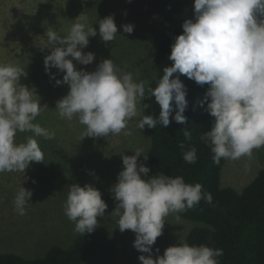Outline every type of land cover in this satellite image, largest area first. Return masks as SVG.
I'll return each mask as SVG.
<instances>
[{"label": "clouds", "instance_id": "9594fccd", "mask_svg": "<svg viewBox=\"0 0 264 264\" xmlns=\"http://www.w3.org/2000/svg\"><path fill=\"white\" fill-rule=\"evenodd\" d=\"M193 8L194 18L184 21L182 34L175 37L171 46L168 59L173 63L163 68L155 88L147 86L146 81L135 80L131 72L122 71L111 59L102 60L92 72L77 70L73 60L82 65L95 60L94 53L82 50L97 30L84 23L82 15L74 20L67 35L48 30L46 48L51 51L44 59L45 71L57 86H69L67 95L56 102L59 117L68 121L76 118L84 125L81 139L118 135L127 128L129 120L138 116L141 118L137 127L141 130L155 128L158 122L167 128L170 116L185 124L188 101L186 86L180 79L183 75L200 86H209L202 106L207 102L205 111L214 120L201 139L209 143L213 163L250 157L254 149L264 147V0H194ZM98 25L100 38L112 42L118 32L114 17L100 19ZM122 28L131 34L134 25L125 24ZM52 68L64 73L62 80L56 79ZM26 75L14 64H0V173H24L30 162L44 161L37 140L28 137L26 142L17 143L18 132L30 131L46 139L55 136L33 123L47 105L41 106L40 99H36L39 96L35 88L21 84V77ZM149 97H154L159 105L158 118L143 115L149 105H140ZM183 135L192 140L191 131L183 130ZM179 147L184 149L185 144ZM143 152L138 148L134 155L122 154L123 170L110 188L117 202L111 213L118 217L117 228L121 232L133 231L134 248L148 253L138 257L141 264H219L216 257L223 255L222 249L190 245L183 240L166 248L163 256L152 258V246L162 235L165 218L192 208L202 199L211 204L212 196L202 191L200 183H186L182 176L161 172L144 179L150 169L138 162L141 155L148 159ZM183 159L196 163L197 149L185 151ZM31 196L32 191L19 188L13 201L18 215L26 214ZM107 207L94 186L68 187L64 212L74 223L76 233H92L98 226L97 218L104 217Z\"/></svg>", "mask_w": 264, "mask_h": 264}, {"label": "rangeland", "instance_id": "374dc122", "mask_svg": "<svg viewBox=\"0 0 264 264\" xmlns=\"http://www.w3.org/2000/svg\"><path fill=\"white\" fill-rule=\"evenodd\" d=\"M193 5L194 0H0V64L11 63L27 73L26 77H21V84L35 88L39 96L36 99H40L41 106L47 105L33 123L55 133L52 139L30 131L17 133V143L26 142L28 137L37 140L44 161L30 162L24 173H0V251L35 257L43 255L53 244L70 246L80 234L74 231V223L64 212L68 187L90 184L101 192L108 207L104 217L97 218L95 230L87 234L93 237L97 247L83 264H141L138 257L148 253L134 248L133 231L121 232L117 228L118 217L111 215L117 202L110 188L123 170L122 154L131 156L142 148L145 155L148 131L146 127L143 130L137 127L141 118L138 116L129 120L127 128L118 135L81 139L85 126L76 118L61 119L55 109L56 102L67 95L69 86H57L55 79H50L45 71L44 59L51 51L46 48L45 33L55 30L62 36L67 35L74 20L82 15L83 22L97 30V35L90 37L88 46L82 50L94 53L95 60L89 65L73 60L76 69L92 72L102 60L111 59L122 71L131 72L135 80L147 82L148 75L153 74L148 64L158 20L162 28L182 27L185 20L194 18ZM110 15L118 32L112 42H104L99 36L98 20ZM125 24L134 25L131 34L123 31ZM39 66L45 71L44 80L32 78ZM50 71L56 79L62 80L64 73L56 68ZM263 149H254L250 157L227 159L222 183L225 180L241 189L263 165ZM138 162L150 169L144 179L159 174L143 155ZM21 186L32 191L23 216L17 214L13 203ZM165 220L162 235L152 246L153 259L163 256L169 246L185 241L194 225L178 214H170Z\"/></svg>", "mask_w": 264, "mask_h": 264}, {"label": "trees", "instance_id": "16d2710c", "mask_svg": "<svg viewBox=\"0 0 264 264\" xmlns=\"http://www.w3.org/2000/svg\"><path fill=\"white\" fill-rule=\"evenodd\" d=\"M160 21L155 26L158 30H153V44L150 47L151 61L148 65L153 74L148 75L147 86L152 88L157 86V81L162 77L163 68L172 65L173 62L168 59L171 46L175 37L183 32L179 26L162 28ZM36 71L32 78L44 80V69L39 66ZM180 79L187 90L188 106L184 113L187 122L177 123L170 116L167 128L159 122L155 128L146 127L149 135L145 150L147 164L158 173L182 176L189 184L200 183L202 191L211 194V204L202 199L192 208L178 213L180 217L194 222L186 235L187 243L222 249L223 255L216 257L219 264H264V153L261 156L263 165L241 189L225 180L223 184L222 170L227 159H221L219 164L213 163L210 145L201 139L211 129L214 120L205 111L207 102L202 106L209 86H200L183 75H180ZM143 104L149 105L143 110V115L158 118L160 109L154 97L142 101L141 108ZM183 130L191 131V141L185 139ZM181 143L185 144L184 149L179 147ZM192 147L197 149V161L194 164L183 159L184 152ZM96 247L92 236L80 234L70 246L53 244L40 256L28 257L14 251H0V264H83L89 255L96 252Z\"/></svg>", "mask_w": 264, "mask_h": 264}]
</instances>
